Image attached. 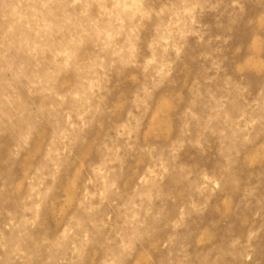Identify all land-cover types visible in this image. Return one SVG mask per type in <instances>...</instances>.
I'll return each instance as SVG.
<instances>
[{
    "label": "rangeland",
    "instance_id": "374dc122",
    "mask_svg": "<svg viewBox=\"0 0 264 264\" xmlns=\"http://www.w3.org/2000/svg\"><path fill=\"white\" fill-rule=\"evenodd\" d=\"M0 264H264V0H0Z\"/></svg>",
    "mask_w": 264,
    "mask_h": 264
}]
</instances>
